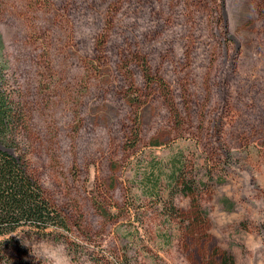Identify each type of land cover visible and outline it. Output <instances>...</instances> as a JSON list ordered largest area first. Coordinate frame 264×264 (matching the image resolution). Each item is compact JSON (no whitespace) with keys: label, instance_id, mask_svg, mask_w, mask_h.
Segmentation results:
<instances>
[{"label":"rangeland","instance_id":"obj_1","mask_svg":"<svg viewBox=\"0 0 264 264\" xmlns=\"http://www.w3.org/2000/svg\"><path fill=\"white\" fill-rule=\"evenodd\" d=\"M0 37L29 168L71 228L19 232L16 264H264V0H0ZM124 51L174 102L133 68V149Z\"/></svg>","mask_w":264,"mask_h":264},{"label":"trees","instance_id":"obj_2","mask_svg":"<svg viewBox=\"0 0 264 264\" xmlns=\"http://www.w3.org/2000/svg\"><path fill=\"white\" fill-rule=\"evenodd\" d=\"M117 6L112 4L105 31L112 27ZM107 37L103 32L94 43L97 57L91 62V73H98V63H103L107 58ZM1 48L0 37V264H16L24 255V237L19 236V232L27 231L60 239L70 232L71 228L65 215L47 197L29 168L24 147V110L16 100L10 78L7 77L8 64ZM133 68L140 70L147 95L158 93L174 105L167 82L151 70L145 57L138 53L122 52L118 70L128 82L125 97L132 106L131 128L126 138L129 149L135 148L140 140L139 108L143 104V96L136 84ZM172 109L177 113V108ZM114 168L113 163L111 170ZM111 185L113 188V182ZM101 199L104 202L106 196ZM103 202H97L96 207L99 215L108 219L109 214L103 209ZM218 264H231V261L223 256Z\"/></svg>","mask_w":264,"mask_h":264}]
</instances>
